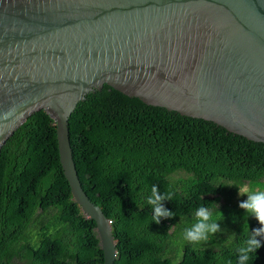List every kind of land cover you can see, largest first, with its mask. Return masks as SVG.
Instances as JSON below:
<instances>
[{
    "label": "trees",
    "instance_id": "obj_1",
    "mask_svg": "<svg viewBox=\"0 0 264 264\" xmlns=\"http://www.w3.org/2000/svg\"><path fill=\"white\" fill-rule=\"evenodd\" d=\"M55 128L39 109L0 149V264L104 262L95 223L64 175ZM69 139L83 189L110 220L114 264H237L247 239L239 207L247 194L235 198L237 184L264 183V142L106 83L77 103ZM154 185L171 194L163 206L175 213L159 223L147 203ZM214 202L224 213L220 231L195 248L181 242L195 211ZM248 223L262 226L254 216ZM257 239L249 264H264V236Z\"/></svg>",
    "mask_w": 264,
    "mask_h": 264
},
{
    "label": "water",
    "instance_id": "obj_2",
    "mask_svg": "<svg viewBox=\"0 0 264 264\" xmlns=\"http://www.w3.org/2000/svg\"><path fill=\"white\" fill-rule=\"evenodd\" d=\"M105 83L264 142V0H0V149L35 111L53 118L73 197L114 264L69 139L77 103Z\"/></svg>",
    "mask_w": 264,
    "mask_h": 264
},
{
    "label": "clouds",
    "instance_id": "obj_3",
    "mask_svg": "<svg viewBox=\"0 0 264 264\" xmlns=\"http://www.w3.org/2000/svg\"><path fill=\"white\" fill-rule=\"evenodd\" d=\"M237 186L241 196L247 194V200L241 201L239 204V207L246 211L247 239L238 248L237 264H249L252 254H256L257 249L261 247V240L257 239V237L264 236V189H250L247 184L243 183L237 184ZM164 200H172L171 194L167 192L161 193L158 187L154 185L147 203L152 205V220H155L157 223L160 222L162 217L170 218L175 215L174 212L163 206ZM214 204L215 207L201 205L195 211L194 222L185 227L180 233L181 242L191 244L195 248L208 241L211 236L220 231L221 225L219 221L221 220V214L224 216V213L217 203L214 202ZM248 216H254L262 226L252 230L248 223ZM243 232H245L244 226ZM173 243H177V241L174 240Z\"/></svg>",
    "mask_w": 264,
    "mask_h": 264
},
{
    "label": "rangeland",
    "instance_id": "obj_4",
    "mask_svg": "<svg viewBox=\"0 0 264 264\" xmlns=\"http://www.w3.org/2000/svg\"><path fill=\"white\" fill-rule=\"evenodd\" d=\"M251 189L262 190V189H264V183H261L260 188H258V186H256L255 188H251ZM240 197H242V196L240 195V191H238L235 198H240ZM97 238H98V236H97ZM98 241H99V238H98Z\"/></svg>",
    "mask_w": 264,
    "mask_h": 264
},
{
    "label": "built area",
    "instance_id": "obj_5",
    "mask_svg": "<svg viewBox=\"0 0 264 264\" xmlns=\"http://www.w3.org/2000/svg\"><path fill=\"white\" fill-rule=\"evenodd\" d=\"M110 221V220H109Z\"/></svg>",
    "mask_w": 264,
    "mask_h": 264
}]
</instances>
